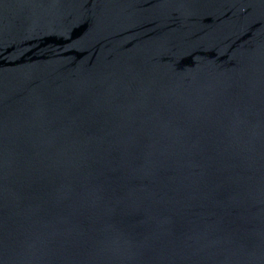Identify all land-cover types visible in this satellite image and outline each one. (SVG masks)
Returning <instances> with one entry per match:
<instances>
[{
	"label": "water",
	"instance_id": "95a60500",
	"mask_svg": "<svg viewBox=\"0 0 264 264\" xmlns=\"http://www.w3.org/2000/svg\"><path fill=\"white\" fill-rule=\"evenodd\" d=\"M0 264H264V0H0Z\"/></svg>",
	"mask_w": 264,
	"mask_h": 264
}]
</instances>
